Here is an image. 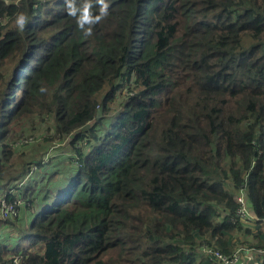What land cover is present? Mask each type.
<instances>
[{"label":"trees","instance_id":"16d2710c","mask_svg":"<svg viewBox=\"0 0 264 264\" xmlns=\"http://www.w3.org/2000/svg\"><path fill=\"white\" fill-rule=\"evenodd\" d=\"M67 2L0 0V185L25 202L0 264H217L202 250L236 234L264 253V0H106L89 37ZM43 124L66 150L13 174Z\"/></svg>","mask_w":264,"mask_h":264},{"label":"rangeland","instance_id":"374dc122","mask_svg":"<svg viewBox=\"0 0 264 264\" xmlns=\"http://www.w3.org/2000/svg\"><path fill=\"white\" fill-rule=\"evenodd\" d=\"M45 128H46V125L45 124H43L40 127L37 126L34 130L31 128L28 131V133H29V135H34V136H32L29 139H27L28 136L25 137V138H23L24 139V142H27V143L28 142H32V143L26 144L24 147H22L21 150L16 151L14 153L13 166L11 168L13 174H15V172H17L19 170V168L21 166V159H22V157H26L25 154H28L30 151H32V152H40V150L41 151L45 150L46 152L42 155V159L41 160H43V162H47V161L50 160L51 157H57L62 152H64L66 150V147H65V145H64L63 142L62 143H59V142H51L49 145H45L44 142L41 141L40 137L43 134V130H45ZM22 152H24V155H22ZM54 160L57 161V160H60V158H56ZM28 167L29 168L27 170V173H26L25 177L23 179L19 180V184L21 185V188H25L26 186H24V185H26V183L29 182V180L32 179V178H34V177L36 178L38 176V179H39V177L41 175H42V179H44L46 177L45 174L37 171V169L39 168V165H37V164L31 165V166L28 165ZM53 178H57V176H54ZM8 186L9 185H6L5 183H2L0 185V204L1 203L7 204V205L14 204L15 207H16V210H17V215H18L19 214V207L21 205L25 204V202L23 201L24 199L23 198H19V197L16 196L13 199V203H8L5 200V198L3 197V194H5L6 189H7ZM25 201H26L27 204H29L28 200H25ZM4 218H6V217H5L4 213H3V211L0 209V220H4ZM10 218H14V217H10ZM250 223H251V219H249L247 222H245V225L244 226H248L249 225L251 228L254 227V225H252V223L251 224ZM262 229L264 230V228H262ZM4 232H5L4 224L3 223H0V234L1 233H4ZM252 232H255V231H253V228H252ZM242 235L243 236L246 235L247 237H249L248 234H242ZM235 236L237 237L238 234H236ZM247 237H242V239L243 238H247ZM0 242H2V240ZM17 244H18V242H17ZM15 245H16L15 241H10L9 242V249L14 248ZM202 251L205 252L204 249Z\"/></svg>","mask_w":264,"mask_h":264},{"label":"clouds","instance_id":"9594fccd","mask_svg":"<svg viewBox=\"0 0 264 264\" xmlns=\"http://www.w3.org/2000/svg\"><path fill=\"white\" fill-rule=\"evenodd\" d=\"M5 2L7 3V0ZM95 3L99 6L97 14H93L92 12V0H83V3L80 5H77L75 0H68L67 2L66 11L68 15L75 18L78 29L83 32L85 37L91 36L93 26L100 23L109 15V5L106 0H95ZM27 20L28 17L24 13H19L16 16L15 24L19 30L22 31L24 29Z\"/></svg>","mask_w":264,"mask_h":264},{"label":"built area","instance_id":"2783aa9c","mask_svg":"<svg viewBox=\"0 0 264 264\" xmlns=\"http://www.w3.org/2000/svg\"><path fill=\"white\" fill-rule=\"evenodd\" d=\"M236 200L240 203V208L238 210L239 217L243 219L244 223L252 218L249 206L246 204V199L244 193L240 191L236 195ZM13 203V202H12ZM0 209L3 211L5 217H14L17 214V210L14 204L7 205L4 203L0 204ZM205 253L217 264H235L237 261V254L226 255L222 253L219 249L206 248L204 247ZM14 264H18V258L14 259Z\"/></svg>","mask_w":264,"mask_h":264},{"label":"crops","instance_id":"0c3cea01","mask_svg":"<svg viewBox=\"0 0 264 264\" xmlns=\"http://www.w3.org/2000/svg\"><path fill=\"white\" fill-rule=\"evenodd\" d=\"M249 208H250V206H249ZM252 228H253V231H255V228L254 227H252ZM252 228H251V230H252ZM261 228H264V224L261 226ZM242 237H247V236L246 235L243 236L241 234V235L237 236L236 239L233 238V246H232L231 252H233L234 254H237V256H238L235 264H262L263 254H264L263 251L253 249V248L249 247L248 245L244 244L243 241L246 238L242 239Z\"/></svg>","mask_w":264,"mask_h":264}]
</instances>
